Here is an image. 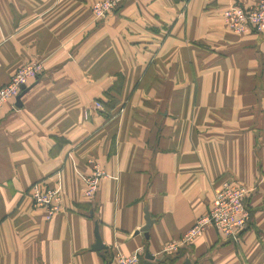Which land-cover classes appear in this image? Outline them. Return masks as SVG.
<instances>
[{"label":"crops","instance_id":"0c3cea01","mask_svg":"<svg viewBox=\"0 0 264 264\" xmlns=\"http://www.w3.org/2000/svg\"><path fill=\"white\" fill-rule=\"evenodd\" d=\"M100 1L0 0V88L43 65L0 111V264H264V33L224 20L258 0H129L96 21ZM90 161L107 178L86 199ZM226 181L251 190L240 243L208 229L164 254ZM36 183L61 191L51 221Z\"/></svg>","mask_w":264,"mask_h":264},{"label":"built area","instance_id":"2783aa9c","mask_svg":"<svg viewBox=\"0 0 264 264\" xmlns=\"http://www.w3.org/2000/svg\"><path fill=\"white\" fill-rule=\"evenodd\" d=\"M129 0H104L92 7L94 19L104 20L122 8ZM224 20L228 28L237 35L249 32L264 33V0L250 7L232 6L224 12ZM43 72L40 62L29 63L20 68L12 77L10 83L0 88V111L7 104L16 100L33 81ZM101 110L102 105L96 104ZM91 174L85 178L83 195L93 199L98 192L99 183L107 178L106 173L93 161ZM251 190L235 181H226L215 195L210 212L195 222L181 238L170 242L163 250L164 254H175L189 247L201 237L206 230L214 229L223 239L232 243H240L242 233L251 221V213L246 205V199ZM35 209L46 210V219L51 221L62 210L61 191L57 187H48L42 183L34 184L28 191ZM140 255H125L116 253L114 264H140Z\"/></svg>","mask_w":264,"mask_h":264},{"label":"water","instance_id":"95a60500","mask_svg":"<svg viewBox=\"0 0 264 264\" xmlns=\"http://www.w3.org/2000/svg\"><path fill=\"white\" fill-rule=\"evenodd\" d=\"M25 90H26V88L24 87V91ZM22 96H23V93L17 99L20 100ZM151 225H152V220L150 219L149 216H147V225L142 229V232L146 234V237H148L147 233H148ZM96 240L97 241L93 247V251L102 252V251L106 250V247L103 245L101 237H100L99 232L97 230H96ZM146 258L148 260H155V258L150 256L148 253L146 255ZM157 261H159V260H157ZM107 264H110V263H107Z\"/></svg>","mask_w":264,"mask_h":264}]
</instances>
